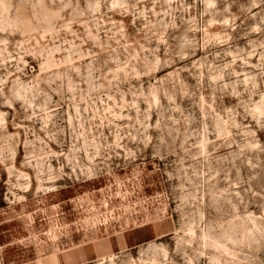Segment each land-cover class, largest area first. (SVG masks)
I'll return each mask as SVG.
<instances>
[{
	"label": "rangeland",
	"instance_id": "374dc122",
	"mask_svg": "<svg viewBox=\"0 0 264 264\" xmlns=\"http://www.w3.org/2000/svg\"><path fill=\"white\" fill-rule=\"evenodd\" d=\"M0 264H264V0H0Z\"/></svg>",
	"mask_w": 264,
	"mask_h": 264
}]
</instances>
